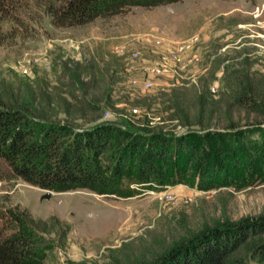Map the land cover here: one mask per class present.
Instances as JSON below:
<instances>
[{
	"label": "rangeland",
	"instance_id": "1",
	"mask_svg": "<svg viewBox=\"0 0 264 264\" xmlns=\"http://www.w3.org/2000/svg\"><path fill=\"white\" fill-rule=\"evenodd\" d=\"M48 1L15 0L17 7L9 6L11 16L2 21L1 90L25 80L34 86L37 81L43 90L66 86L81 94L82 85L89 83L79 79L78 60L95 58L112 66L96 87L101 97L105 95L102 119L140 116L143 122L147 116L146 125L159 122L158 128L179 134L199 126L194 121L201 103L198 95L206 100V122L213 128L233 122L246 127L264 124V0L134 4L73 25L55 24L45 9ZM156 34L166 45L191 37L198 42L182 71L185 75L161 74L150 90L139 91L129 82L127 65L134 49L142 57L155 56ZM122 43L124 53L117 47ZM247 75L261 94L258 111L248 110L230 95V81ZM262 155L229 167L235 183L205 188L199 183L197 160H182L166 184L148 187L133 182L134 193L121 197L85 187L46 194L47 188L22 177H5L0 179V210L18 211L29 221L45 246L43 264H137L172 235L204 221L215 224L264 215V151ZM0 166H6L2 159Z\"/></svg>",
	"mask_w": 264,
	"mask_h": 264
},
{
	"label": "trees",
	"instance_id": "2",
	"mask_svg": "<svg viewBox=\"0 0 264 264\" xmlns=\"http://www.w3.org/2000/svg\"><path fill=\"white\" fill-rule=\"evenodd\" d=\"M171 1L49 0L45 9L55 24L73 25L125 11L134 4ZM10 5L17 7L15 0H0V43L2 21L11 16ZM95 60H78L79 79L89 83L82 85L81 94L66 86L43 90L37 81L34 86L25 80L0 89V159L6 165L0 166V179L22 177L44 188L85 187L121 197L134 193L133 182L148 187L166 184L182 160H197L199 183L208 188L235 183L236 175L229 169L232 164L243 166L249 156H263V123L246 127L233 122L226 128H213L206 122L210 120L205 116L206 100L198 95L201 103L194 121L199 126L179 134L158 128L159 122L146 125L147 116L143 122L140 116L102 119L105 95L101 97L96 87L112 66L110 61L101 65ZM237 77L230 81L233 100L248 110H260L263 103L255 83L248 75ZM9 211L0 210V264H43L42 239L20 212ZM259 263L264 264V215L215 224L204 221L198 228L172 235L169 242L152 248L148 260L144 257L137 264Z\"/></svg>",
	"mask_w": 264,
	"mask_h": 264
},
{
	"label": "built area",
	"instance_id": "3",
	"mask_svg": "<svg viewBox=\"0 0 264 264\" xmlns=\"http://www.w3.org/2000/svg\"><path fill=\"white\" fill-rule=\"evenodd\" d=\"M153 41L155 43L156 54L154 57H142L139 49H134L131 52V60L127 65L129 72V82L139 91H148L155 85V77L161 74L176 75V77L183 75L182 71L191 60V52L194 50L197 38H181L176 39L171 44L164 43V37L161 35H154ZM121 53L125 52L126 44L117 45ZM181 74V75H180ZM185 75V74H184ZM213 89L216 85L212 86ZM134 111L139 108L135 106ZM172 197V193L166 194Z\"/></svg>",
	"mask_w": 264,
	"mask_h": 264
},
{
	"label": "water",
	"instance_id": "4",
	"mask_svg": "<svg viewBox=\"0 0 264 264\" xmlns=\"http://www.w3.org/2000/svg\"><path fill=\"white\" fill-rule=\"evenodd\" d=\"M47 193L46 194H50L52 192L53 189L47 188Z\"/></svg>",
	"mask_w": 264,
	"mask_h": 264
}]
</instances>
